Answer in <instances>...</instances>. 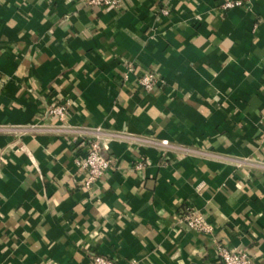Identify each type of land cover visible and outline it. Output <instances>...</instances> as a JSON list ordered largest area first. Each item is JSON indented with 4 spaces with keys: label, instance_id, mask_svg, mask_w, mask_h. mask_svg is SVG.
I'll return each instance as SVG.
<instances>
[{
    "label": "crops",
    "instance_id": "1",
    "mask_svg": "<svg viewBox=\"0 0 264 264\" xmlns=\"http://www.w3.org/2000/svg\"><path fill=\"white\" fill-rule=\"evenodd\" d=\"M240 1L0 0V264H264V0Z\"/></svg>",
    "mask_w": 264,
    "mask_h": 264
},
{
    "label": "built area",
    "instance_id": "2",
    "mask_svg": "<svg viewBox=\"0 0 264 264\" xmlns=\"http://www.w3.org/2000/svg\"><path fill=\"white\" fill-rule=\"evenodd\" d=\"M89 7H116L122 9L123 0H85ZM240 0H223L220 9L222 11L231 10L241 7ZM167 14L166 11H162ZM132 71V69H129ZM137 86L143 91L149 92L156 88L162 87L165 81L159 76L157 72H145L138 76ZM68 112V102L57 103L54 105L49 114L58 121H63ZM84 154L76 161L77 166L87 173L86 183H92L101 179L106 175L110 169L111 160L102 154V150H106L103 145H100L96 140H87L84 144ZM143 165L138 163L135 166L136 170L142 169ZM183 221L189 230L196 231L203 234H209L212 231L211 225L208 223L205 215L189 209L184 212ZM218 259L222 264H250V257L246 253H236L227 247H218ZM92 264H113L110 260L96 256L93 258Z\"/></svg>",
    "mask_w": 264,
    "mask_h": 264
}]
</instances>
